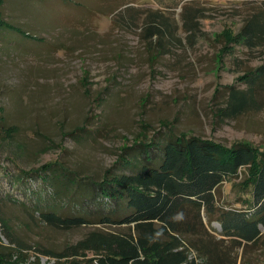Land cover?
<instances>
[{"label": "rangeland", "instance_id": "374dc122", "mask_svg": "<svg viewBox=\"0 0 264 264\" xmlns=\"http://www.w3.org/2000/svg\"><path fill=\"white\" fill-rule=\"evenodd\" d=\"M2 1L5 21L39 35L31 40L0 29V210L16 242H7L0 224V256L19 264H92L91 253L62 259L43 253H59L102 228L61 230L40 220L31 193L45 185L36 171L45 164L97 180L125 148L154 139L161 125L264 149V99L258 110L220 113L227 88L243 89L241 78L263 63L264 42L249 49L228 39L264 14V0H74L87 9L60 0L54 12L40 8L45 0ZM155 12L167 24L160 45L145 38ZM238 184L223 182L219 205L245 208ZM207 226L221 238L216 222ZM261 233L255 245L234 251L237 264H264Z\"/></svg>", "mask_w": 264, "mask_h": 264}, {"label": "trees", "instance_id": "16d2710c", "mask_svg": "<svg viewBox=\"0 0 264 264\" xmlns=\"http://www.w3.org/2000/svg\"><path fill=\"white\" fill-rule=\"evenodd\" d=\"M58 1L45 0L40 8L54 12L61 5ZM62 1L69 7L88 8L74 0ZM96 5L94 2L89 7L97 8ZM262 12L247 19L238 34L228 40L249 49L262 47ZM151 15H155L157 23L151 24L150 16L146 19L147 37H144L149 43L157 38L155 41L160 45L167 24L156 12ZM0 29L31 40L39 35L34 36L27 27L22 30L14 26L2 15ZM241 82L243 89L227 88L222 115L231 117L262 107L264 60L245 74ZM160 128L163 130L154 139L125 148L97 180H80L58 163L45 164L36 170L45 185L31 193L35 197L31 206L42 222L61 230L91 224L102 226L59 253L44 251V254L62 259L91 253L92 264H237L234 251L260 241L264 228V149L244 142L226 146L175 133L164 125ZM232 180L239 181L246 197L242 200L244 209L218 204L220 186ZM1 212L3 237L14 244ZM212 222L219 225L221 238L210 233L207 224ZM0 264L19 262L0 256Z\"/></svg>", "mask_w": 264, "mask_h": 264}]
</instances>
